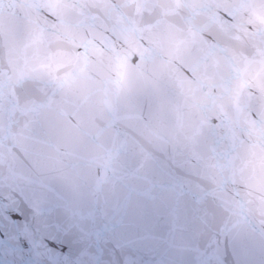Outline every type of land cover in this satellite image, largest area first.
<instances>
[{"label": "snow or ice", "instance_id": "1", "mask_svg": "<svg viewBox=\"0 0 264 264\" xmlns=\"http://www.w3.org/2000/svg\"><path fill=\"white\" fill-rule=\"evenodd\" d=\"M0 264H264V0H0Z\"/></svg>", "mask_w": 264, "mask_h": 264}]
</instances>
